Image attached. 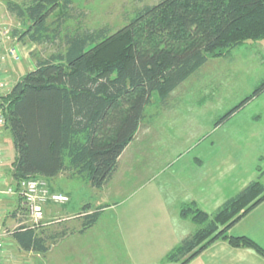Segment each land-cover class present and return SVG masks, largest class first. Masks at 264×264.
Masks as SVG:
<instances>
[{
    "label": "trees",
    "instance_id": "obj_1",
    "mask_svg": "<svg viewBox=\"0 0 264 264\" xmlns=\"http://www.w3.org/2000/svg\"><path fill=\"white\" fill-rule=\"evenodd\" d=\"M71 4L72 0L6 2L24 26L20 40L48 42L65 27L63 49L34 57V68L0 95L3 128L14 149L12 184L64 174L102 189L147 107L164 103L209 58L227 57L246 41L264 39V0H160L136 11L113 33L107 28H69ZM262 92L264 80L217 122ZM263 176L261 171L211 213L195 202L181 203L179 216L198 227L160 264H186L217 240L264 258V248L255 240L228 233L264 200ZM98 216L85 215L82 229L94 225ZM62 235L49 236L25 225L11 232L22 250L41 254Z\"/></svg>",
    "mask_w": 264,
    "mask_h": 264
},
{
    "label": "rangeland",
    "instance_id": "obj_2",
    "mask_svg": "<svg viewBox=\"0 0 264 264\" xmlns=\"http://www.w3.org/2000/svg\"><path fill=\"white\" fill-rule=\"evenodd\" d=\"M7 1L23 3L28 0H0V54L4 57L1 59L11 69L18 67L21 75H24L33 67L34 57H46L63 49L61 38L65 27L62 25L60 35L48 42L33 43L27 38L20 40L19 34L24 26L8 11ZM159 1L72 0V17L67 21L68 26L107 28L108 32L113 33L126 25L136 11ZM15 30L17 36L13 35ZM263 80L264 39L246 41L227 57L209 58L164 103H156L145 110L150 124L145 128V121L142 123L138 136L125 152L122 169L112 185L117 188V192L112 191L113 196L108 192L103 197L100 190L79 178L66 181V186L64 179H56L60 190L67 192L62 194L68 200L64 203L46 200L42 205L43 218L36 228L45 231V234L64 232L63 237L74 231L70 226L81 227L85 215L100 214L104 205L119 204L117 214L112 211L102 213L98 224L88 235L66 238L61 242H57L58 238L42 255L22 250L9 235L4 247L8 264L164 263L166 253L178 242L165 238L163 230L167 228L161 223L153 225L146 232L143 228L145 235L141 232L137 234L138 228L132 224L134 217L142 213H154L155 219L160 220L179 216L178 211L175 216L173 209L167 212L163 204L172 203L171 198L177 194V184L171 176L188 170L190 164L196 168L192 170L193 179H196L195 173L204 172L203 166L195 160L223 157L228 162L225 164H232L233 170L241 173L246 185L258 178L260 172L264 171V92L235 110L226 120L217 121L250 95ZM8 81L13 83L14 78ZM4 84L12 86L5 81ZM6 88L3 93L7 91ZM3 140L1 138V143ZM5 141L9 148L13 147L10 135L6 136ZM3 168L7 181L12 184L10 162ZM200 178L199 183H203ZM44 181L49 189L52 179ZM261 181L264 182V176ZM237 189L234 191L237 192ZM49 193L60 192L49 189ZM67 202L65 207L68 212L66 209L61 210L59 215L50 212L49 205L59 207ZM2 203L1 210L2 207L6 208L2 210L3 228L14 230L22 225L31 226L27 209L19 197L13 196ZM200 204L197 206L203 208ZM151 208L154 209L152 212L144 211ZM13 217L16 220L10 224ZM189 226L193 231L198 227L195 223ZM165 247H170L167 252H163Z\"/></svg>",
    "mask_w": 264,
    "mask_h": 264
},
{
    "label": "crops",
    "instance_id": "obj_3",
    "mask_svg": "<svg viewBox=\"0 0 264 264\" xmlns=\"http://www.w3.org/2000/svg\"><path fill=\"white\" fill-rule=\"evenodd\" d=\"M4 49L6 50V48ZM1 58H2V55L0 56V74L3 77V80L5 82H7L8 84H12L13 86V84L17 82L18 80H20V78L23 75H21L20 71L18 70V67L14 66V68L11 69L9 65L7 63L5 64ZM34 66L35 65L33 64V67L30 70H32ZM10 78H14L13 83L8 81ZM9 89H7V91ZM143 122L145 123V128L150 124L149 119L146 118V114L143 120L140 122L139 128L135 134L134 139H136V137L138 136ZM147 131H150V130H147ZM5 135L6 136L9 135V133L6 130H3L1 134L2 140ZM6 136H5V139L2 141L3 149L4 151H7L6 152L7 156H5V161L3 164L4 167L6 166V163H9V162L11 163L14 157L13 147L9 148L8 145H6V141H5ZM134 139L127 145V147L123 150L122 154L120 155L118 159L117 169L115 170L111 180L102 189H100L99 192L102 193L103 197H104V194L108 192L110 193V196H113L112 191L117 192V188L116 189L113 188L112 185H113L114 179L117 177V175L119 174V171L122 169L121 161L125 155V152L127 151L128 147H130ZM126 161L127 160H125L124 162ZM195 161L198 165L203 166L202 171H204V172L200 171L198 173H195L196 179H193L194 173L192 172V170L196 169L194 168L195 167L194 164H190L188 167V170H185L182 173H177L176 176H171V178L177 184V194L171 198L172 203L166 204V205L163 204V208L167 212L170 209H173V211L175 212V216L178 211L179 205L184 202H187V203L195 202L196 204L201 203L203 205V208H201L202 210L208 213L212 212L213 210L217 209L227 198L237 193L240 189H242L246 185L245 178L241 177V173L234 171L232 164H225L228 162L224 161L223 157L220 159H216V160H211L207 158L204 161H202L201 159L195 160ZM63 175L64 174H61L55 178H52V181L49 182V189L51 191L65 193L64 191L60 190L59 183L57 182L56 179H64L65 186L67 182L71 181L72 179H69L67 178V176L65 177ZM200 175H204V176L200 178L199 177ZM199 178L203 181V183H199ZM192 180L194 181L193 183H191ZM235 189H237L238 191L235 192L234 191ZM232 191H234V193ZM229 193L231 194L228 195ZM65 194H67V192ZM7 199L9 200V198ZM8 200L0 199V204H3L2 202L4 201L8 202ZM69 202H70V199H69ZM69 202L63 205H60L59 207L56 206L55 204L49 205V210L51 213L56 212L54 213V215H59L61 210L65 211L66 209L65 206ZM104 206L105 207L101 209L100 214L98 216V220L96 221L94 225H92L90 228H87V229H82L83 228L82 226L77 227V225L76 226L68 225L70 226V229H73L74 231H71L69 234L59 238L57 242H61L63 239L70 238V237L88 235L89 232H91L92 229L98 224L102 213L112 211L113 213L117 214L116 211L120 205L119 204H114V205L108 204ZM3 209H6V208L2 207V210ZM14 210H16V208ZM153 210H154L153 208L144 209V211H151V212ZM66 212H68L67 209H66ZM17 216H18V213H17ZM154 216H155L154 213H149V214L142 213L134 217L135 220L132 221V224L134 228H138V231H136L137 234L138 233L140 234L141 232L145 235V232L147 231L148 228L153 227V225L156 226L161 223L162 225L165 226V228H167L163 230V233L165 234V238L176 240L179 243L184 237L190 235L193 232L192 227L189 226V225L192 226L193 223L189 221V219H183L179 216H176V218L173 217V219L164 218L163 220H160L157 218L155 219ZM15 220L16 219L13 217V219H11L10 224H12ZM2 223H3V220H1V224ZM10 224H7V225L9 226ZM171 227H174V228L170 230L169 228ZM143 228H145V232ZM36 230L40 231L37 228ZM229 232L232 235L248 236L251 239L255 240L258 244H260L264 248V200H262L253 209L248 211L242 218H240L234 225H232L230 227ZM47 234L49 236L51 235L50 232H48ZM154 234H155L154 231H152V235ZM138 240L139 238L137 237L136 241ZM169 248L170 247L163 248V252H167ZM30 253L33 254L32 251H30ZM37 254H41V253H37ZM128 264L130 263L128 262ZM186 264H264V258L247 248L233 247L224 240H217L211 243L209 246H207L203 251H201L197 256L192 258Z\"/></svg>",
    "mask_w": 264,
    "mask_h": 264
},
{
    "label": "built area",
    "instance_id": "obj_4",
    "mask_svg": "<svg viewBox=\"0 0 264 264\" xmlns=\"http://www.w3.org/2000/svg\"><path fill=\"white\" fill-rule=\"evenodd\" d=\"M4 88L9 89L10 87L9 85L5 86L3 77L0 74V95L3 93ZM4 124L5 119L0 108V199H7L13 196L19 197L22 205L27 209L32 222L31 227H36L40 224L43 218L44 212L42 210V205L46 200L54 203H64L68 200V197L62 193H49V189L46 187V182L42 178L22 179L17 184H10L7 181L3 168L5 151L1 143V134L4 130ZM1 220L2 210L0 208V264H8L4 247L6 246L5 241L8 236L11 235L13 230L3 228Z\"/></svg>",
    "mask_w": 264,
    "mask_h": 264
}]
</instances>
